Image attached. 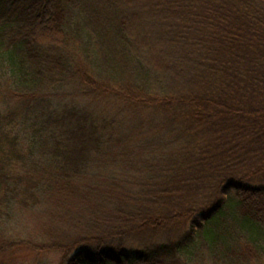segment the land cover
Segmentation results:
<instances>
[{"label": "trees", "instance_id": "16d2710c", "mask_svg": "<svg viewBox=\"0 0 264 264\" xmlns=\"http://www.w3.org/2000/svg\"><path fill=\"white\" fill-rule=\"evenodd\" d=\"M20 249L264 264V0H0V255Z\"/></svg>", "mask_w": 264, "mask_h": 264}, {"label": "rangeland", "instance_id": "374dc122", "mask_svg": "<svg viewBox=\"0 0 264 264\" xmlns=\"http://www.w3.org/2000/svg\"><path fill=\"white\" fill-rule=\"evenodd\" d=\"M0 264H61V257L55 253L37 254L20 249L13 253L0 255Z\"/></svg>", "mask_w": 264, "mask_h": 264}]
</instances>
